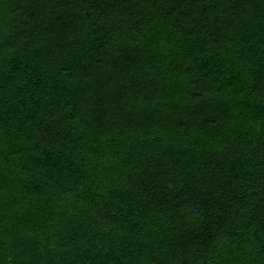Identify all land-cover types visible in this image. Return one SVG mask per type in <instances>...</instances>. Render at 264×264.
<instances>
[{
    "label": "trees",
    "instance_id": "1",
    "mask_svg": "<svg viewBox=\"0 0 264 264\" xmlns=\"http://www.w3.org/2000/svg\"><path fill=\"white\" fill-rule=\"evenodd\" d=\"M0 264H264V0H0Z\"/></svg>",
    "mask_w": 264,
    "mask_h": 264
}]
</instances>
